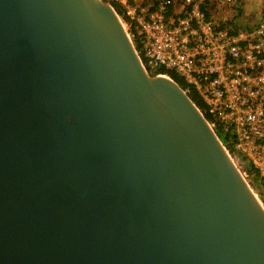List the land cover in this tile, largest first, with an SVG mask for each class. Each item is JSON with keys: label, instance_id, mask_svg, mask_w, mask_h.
<instances>
[{"label": "water", "instance_id": "obj_1", "mask_svg": "<svg viewBox=\"0 0 264 264\" xmlns=\"http://www.w3.org/2000/svg\"><path fill=\"white\" fill-rule=\"evenodd\" d=\"M0 264H264V210L102 0H0Z\"/></svg>", "mask_w": 264, "mask_h": 264}, {"label": "built area", "instance_id": "obj_2", "mask_svg": "<svg viewBox=\"0 0 264 264\" xmlns=\"http://www.w3.org/2000/svg\"><path fill=\"white\" fill-rule=\"evenodd\" d=\"M111 1L133 27L145 72L175 74L187 96L190 89L198 95L214 134L221 127L234 137L232 154L222 146L264 210V16L242 27L232 0ZM245 163L261 190L250 186Z\"/></svg>", "mask_w": 264, "mask_h": 264}, {"label": "trees", "instance_id": "obj_3", "mask_svg": "<svg viewBox=\"0 0 264 264\" xmlns=\"http://www.w3.org/2000/svg\"><path fill=\"white\" fill-rule=\"evenodd\" d=\"M102 1L104 3L109 4L114 9V11L116 12V14L126 24H128V20H127V18L125 16V13L123 12V10L118 5H116L115 3H113L111 0H102ZM262 15L264 16V8L262 10ZM128 32H129V34H130V36L132 38V41H133V44L135 46L136 51L138 52L139 56L141 57L140 46H139V44L137 42V39L135 37V33H134V30H133V27L132 26H129ZM141 59H142V57H141ZM158 74L166 75L170 80H172L174 83H176L182 90H185L186 89L185 84H183V82L181 81V79L178 78L175 74L170 73V72L159 71L155 75H158ZM188 97L192 101V103L203 113L205 120H207L208 122H210L211 121L210 120V117L204 112L203 103L201 102V100L199 99L198 95L194 92L193 89H190V92L188 94ZM215 134L217 135V137H218L219 141L222 143V145L226 148V150L230 154H232L233 153V144L230 143V140H233L234 137L233 136H230L228 134V132H224V130H222L221 127L217 128L215 130ZM241 160L244 161V158L241 157ZM243 170L249 176L252 177L253 182L255 184H257L258 188L261 189L263 185L259 182V179H258L257 175L255 174V171H254L253 167L250 164L245 163L244 164V167H243Z\"/></svg>", "mask_w": 264, "mask_h": 264}, {"label": "rangeland", "instance_id": "obj_4", "mask_svg": "<svg viewBox=\"0 0 264 264\" xmlns=\"http://www.w3.org/2000/svg\"><path fill=\"white\" fill-rule=\"evenodd\" d=\"M235 5L232 8V17L233 21L237 22L242 27H249L251 25L256 24L258 19L262 16V10L264 8V0H232ZM120 18V17H119ZM123 28L129 35V38L133 44L132 38L128 32L129 27L127 24L120 18ZM134 46V44H133ZM240 164V161L238 162ZM249 180H251L250 186L257 191V184L253 182L252 177L250 176ZM257 189V190H256Z\"/></svg>", "mask_w": 264, "mask_h": 264}]
</instances>
